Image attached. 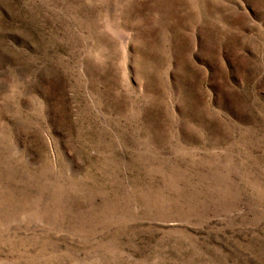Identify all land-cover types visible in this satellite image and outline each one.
<instances>
[{"label": "rangeland", "instance_id": "374dc122", "mask_svg": "<svg viewBox=\"0 0 264 264\" xmlns=\"http://www.w3.org/2000/svg\"><path fill=\"white\" fill-rule=\"evenodd\" d=\"M0 264H264V0H0Z\"/></svg>", "mask_w": 264, "mask_h": 264}]
</instances>
